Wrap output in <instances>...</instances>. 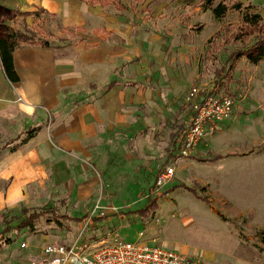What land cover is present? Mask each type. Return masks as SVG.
<instances>
[{"label":"rangeland","instance_id":"rangeland-1","mask_svg":"<svg viewBox=\"0 0 264 264\" xmlns=\"http://www.w3.org/2000/svg\"><path fill=\"white\" fill-rule=\"evenodd\" d=\"M240 1L245 7L255 4L264 18V1ZM12 2L0 0V24L22 27L23 20L30 23L31 17L24 19L19 13L22 10L13 7ZM101 13L114 17L116 29L129 32L131 63L147 64L151 80L147 78V83H157L160 100L156 103L163 110L157 122L160 120L161 124L147 137V145L152 144L156 157L149 158L152 161L141 173L118 175L120 179L113 181L105 168L97 164L96 170L91 169L84 178L76 180L91 186V196L78 197L74 193L69 197L67 190L49 182L50 191L48 186H30L26 199L0 212V264H32L39 258L41 247L49 242L71 244L79 238L80 244H89L109 233L135 242L141 239V232L142 240H155L200 264H264V250L259 247L257 236L264 229V61L252 64L242 58L237 62L232 80L224 83L227 90L221 91L235 99L231 116L201 141L190 157L167 161L171 153V125L175 119L185 124L191 117L186 101L190 88L212 90L221 84L213 73L201 71L206 42L222 25L239 20L241 13L230 12L225 19L216 20L210 12L186 6L180 0H142L135 9L124 13L114 6ZM47 20L54 34L53 44L73 45L81 38L87 42L94 40L90 32L63 30L57 19L47 17ZM114 35L117 40L122 32ZM116 40L115 45L120 46L121 40ZM226 56L222 55L217 64L224 62ZM217 64L211 66L212 72ZM148 120L152 125V120ZM5 141L0 140V147ZM139 162L133 161L128 168H135ZM163 163L175 168L174 180L157 188L156 216L145 221L133 211L147 205L155 173ZM68 185L69 182L61 186ZM185 186L198 190L207 199L196 197ZM203 186L206 190H202ZM97 205L108 216L92 218L84 230ZM41 209L86 218L66 221L63 226L42 218L33 230H24L19 236L12 233V244L1 242L4 236L1 232L8 225L15 226L26 214ZM24 242L25 248L21 246Z\"/></svg>","mask_w":264,"mask_h":264},{"label":"crops","instance_id":"crops-1","mask_svg":"<svg viewBox=\"0 0 264 264\" xmlns=\"http://www.w3.org/2000/svg\"><path fill=\"white\" fill-rule=\"evenodd\" d=\"M84 4L81 0L11 3L22 11L45 9L62 28L83 27L94 40L20 47L14 55L18 84H11L0 66L1 142L42 125L28 143L0 154V212L26 199L34 184L39 188L54 183L69 197L91 196V186L76 180L96 170L97 164L113 181L120 179L118 175L141 173L152 161L149 158L156 157L147 137L161 124L157 83H147L151 81L147 64L131 63L129 32L116 29L114 17L101 13L106 7ZM114 34L120 35L117 40ZM118 39L120 46L114 43ZM177 123L175 119L170 133ZM133 161L139 164L128 168Z\"/></svg>","mask_w":264,"mask_h":264},{"label":"trees","instance_id":"trees-1","mask_svg":"<svg viewBox=\"0 0 264 264\" xmlns=\"http://www.w3.org/2000/svg\"><path fill=\"white\" fill-rule=\"evenodd\" d=\"M91 6L109 7L114 6L116 10L124 12L130 8L133 10L142 0H132L129 4L126 0H81ZM264 1V0H262ZM186 6L199 8L202 11L210 12L216 20L225 19L230 12L241 13V18L234 22L222 25L221 28L214 33L206 42L205 50L201 58V71L207 74L211 72L215 75V79L219 80L218 88H214L213 92L220 93L222 90L226 91L224 86L228 80H232L233 71L236 68L237 62L246 58L252 64H259L264 61V18L263 15L256 10L255 4L244 6L240 0H180ZM24 19L31 17L32 20L22 21V27L13 24H0L3 29V34L0 35V66L11 84H18L20 77L16 71L14 55L15 52L22 46H39L51 47L53 46V31L48 28L47 15L49 12L45 9H38L33 11L19 12ZM52 16H55L52 14ZM19 23V22H18ZM196 29V28H193ZM63 30L72 31L73 29L63 28ZM86 32L85 28L77 27L73 31ZM81 38L79 42H83ZM241 43V44H240ZM227 54L226 59L221 64H217L220 57ZM216 63L217 67L212 72V67ZM42 129V125L31 126L26 131L21 132L12 140L6 142L0 147V154L3 151H16L21 145L28 143L30 139L35 137ZM187 130L186 123H177L173 126L170 133V148L171 153L167 161L171 159L177 160L180 158V149L184 144V135ZM173 160V161H174ZM166 163L162 164L155 174L154 185L151 187L148 203L145 207L133 211L141 219L148 221L155 218L159 207V195H157L156 180L161 171L166 168ZM196 197L205 201L207 198L198 190L185 186ZM202 190H206L205 186ZM108 216H95V219H102ZM47 218L51 223L63 226L66 221H82L86 218L76 217L69 214H61L55 209H41L26 214L17 225H8L1 233L4 234L1 239L5 245L12 244L14 238L12 233L19 236L20 232L24 230H33L36 224L42 219ZM259 243L262 250H264V229L257 232Z\"/></svg>","mask_w":264,"mask_h":264},{"label":"built area","instance_id":"built-area-1","mask_svg":"<svg viewBox=\"0 0 264 264\" xmlns=\"http://www.w3.org/2000/svg\"><path fill=\"white\" fill-rule=\"evenodd\" d=\"M187 104L191 117L186 123L184 144L180 149V158L190 157L199 143L214 134L220 123L231 116L235 99L228 93H215L207 87L192 86L187 93ZM179 159V158H178ZM177 159V160H178ZM175 168L166 166L156 180L157 188H162L174 180ZM97 205L89 221L95 216H105L106 212ZM83 233V232H82ZM81 233V234H82ZM80 234V235H81ZM138 241L130 242L118 234L109 233L105 238L80 244L79 238L74 243L49 242L40 249V256L32 264H200L186 256L159 245L155 240H142L144 233L139 234ZM23 248L27 247L24 242Z\"/></svg>","mask_w":264,"mask_h":264}]
</instances>
